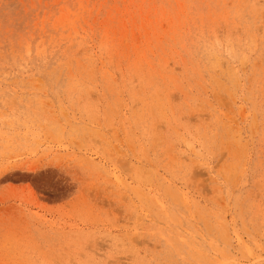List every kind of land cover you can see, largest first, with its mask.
<instances>
[{"label":"rangeland","instance_id":"374dc122","mask_svg":"<svg viewBox=\"0 0 264 264\" xmlns=\"http://www.w3.org/2000/svg\"><path fill=\"white\" fill-rule=\"evenodd\" d=\"M0 264H264V0H0Z\"/></svg>","mask_w":264,"mask_h":264},{"label":"bare ground","instance_id":"6f19581e","mask_svg":"<svg viewBox=\"0 0 264 264\" xmlns=\"http://www.w3.org/2000/svg\"><path fill=\"white\" fill-rule=\"evenodd\" d=\"M120 1V0H119ZM136 1V0H135ZM115 4V3H114ZM123 4H124V2H123ZM116 5V4H115ZM183 5V4H182ZM208 7V6H207ZM144 8V7H143ZM173 8V7H172ZM208 10V9H207ZM113 11V10H112ZM145 13V12H144ZM150 15V14H149ZM153 18V17H152ZM188 18V17H187ZM48 19V18H47ZM173 20V19H172ZM182 20V19H181ZM187 24V23H186ZM177 30V29H176ZM186 32V31H185ZM100 34V33H99ZM180 34V33H179ZM142 36V35H141ZM183 39H184V37H183ZM164 45V44H163Z\"/></svg>","mask_w":264,"mask_h":264}]
</instances>
